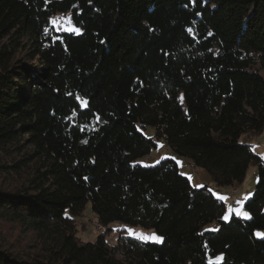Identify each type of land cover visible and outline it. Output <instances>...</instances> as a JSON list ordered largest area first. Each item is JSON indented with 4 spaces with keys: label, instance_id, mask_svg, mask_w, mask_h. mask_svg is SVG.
<instances>
[{
    "label": "trees",
    "instance_id": "obj_1",
    "mask_svg": "<svg viewBox=\"0 0 264 264\" xmlns=\"http://www.w3.org/2000/svg\"><path fill=\"white\" fill-rule=\"evenodd\" d=\"M263 129L264 0H0V220L39 243L0 234V264H264V160L246 140ZM161 138L218 187L256 163L252 218L223 220L176 158L143 165ZM88 203L106 229L83 241ZM115 221L163 242H112Z\"/></svg>",
    "mask_w": 264,
    "mask_h": 264
},
{
    "label": "rangeland",
    "instance_id": "obj_2",
    "mask_svg": "<svg viewBox=\"0 0 264 264\" xmlns=\"http://www.w3.org/2000/svg\"><path fill=\"white\" fill-rule=\"evenodd\" d=\"M69 18L68 14H58L56 15L53 20H57L59 29L56 26V29L58 30H64L69 25L66 24V20ZM71 26L77 27L74 24ZM79 28V27H78ZM144 134L147 137L153 136L155 134V128L153 125H148L147 128H141ZM248 143L251 144V148L255 153L260 155L262 159L264 160V129L259 134H253L246 138ZM175 157L179 170L182 174L189 177L191 183L199 188L203 187L204 185H208L210 188H212L213 192L217 196H226L228 199L225 202L227 206V212L229 206L232 208L240 207V205L237 203L238 201L243 200L245 195L251 194L252 196L256 182L258 180L259 176V168L256 163H253L249 166L246 176L242 183H240L238 186L234 187H218L213 180L212 175L205 170H201L199 168H195L191 161L186 157H176V154L173 152V150L168 145L167 141L164 138L157 140V148L153 149L152 152L143 158L140 159V162L145 166H152L157 164V161H161L165 158H172ZM6 178H4V174L0 172V185H5ZM7 184V183H6ZM249 197V198H250ZM246 201H244L245 203ZM244 208V204H243ZM226 212V214H227ZM235 215L234 213L232 216ZM77 235L78 237L83 241H92L96 239V237L103 233L106 229L105 227L101 226L97 219L95 218L91 203H88L85 209V212L77 219ZM110 228L112 230L108 234L109 240L112 242H116L118 236L120 233L128 234L133 236L129 233V229L134 230L136 233L143 232L145 234L151 235L155 233L156 235L162 236L158 232L145 228L140 225H130L125 224L120 221H115L110 225ZM210 229H218L219 223L214 221L209 225ZM257 232L264 233L263 230H257ZM0 234L10 242H14L16 245H20L22 247H27L30 250H32L33 247H37L39 244L36 240L34 234L32 232H27L23 230L18 224L6 222L3 220H0ZM163 237V236H162ZM153 242V241H150ZM160 243V242H158ZM32 247V248H31Z\"/></svg>",
    "mask_w": 264,
    "mask_h": 264
},
{
    "label": "snow or ice",
    "instance_id": "obj_3",
    "mask_svg": "<svg viewBox=\"0 0 264 264\" xmlns=\"http://www.w3.org/2000/svg\"><path fill=\"white\" fill-rule=\"evenodd\" d=\"M193 2H195V0H193ZM52 23L54 25L57 26V28L59 29V25H58V22L57 20H53ZM72 19L69 17L67 20H66V24L69 25L68 27H66L64 30L65 31H68V32H71V33H75V34H80L81 33V29L78 28V27H73L71 26L72 25ZM192 30L189 29V32H191ZM181 101L183 100V97L181 96L180 97ZM84 103L86 104L87 101H84ZM97 120H99V117H97ZM83 143H87V141H83ZM171 159H175V157H172ZM159 161H157L158 163ZM250 193L245 195V197L243 198V200L241 201H238L237 203L240 205V207H237V208H232L231 206H229L228 208V212L227 214L223 215L221 218L225 221H229L232 217V214L234 213L235 216L237 217H241L243 219H251V214L247 211L244 210L243 208V204H244V201L248 200L249 197H250ZM218 198L222 201H226L228 199V197L226 196H218ZM218 229H211L210 231H217ZM130 234H132L136 239H139L141 241H144V242H147V241H153V242H163V237L162 236H159V235H156L155 233L151 234V235H148V234H145L143 232H140V233H136L134 230L132 229H129L128 230ZM256 235L258 237H261V238H264V233H261V232H257ZM216 261L217 262H222L223 261V255H220V256H217L216 257ZM210 264H214V262L210 261Z\"/></svg>",
    "mask_w": 264,
    "mask_h": 264
},
{
    "label": "crops",
    "instance_id": "obj_4",
    "mask_svg": "<svg viewBox=\"0 0 264 264\" xmlns=\"http://www.w3.org/2000/svg\"><path fill=\"white\" fill-rule=\"evenodd\" d=\"M194 166V165H193ZM195 167V166H194ZM196 168V167H195ZM199 169H201V168H199ZM201 170H203V169H201Z\"/></svg>",
    "mask_w": 264,
    "mask_h": 264
}]
</instances>
